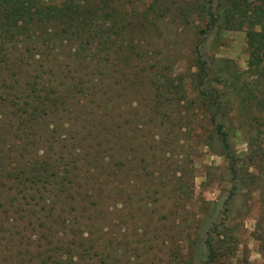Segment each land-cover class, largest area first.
<instances>
[{"label":"rangeland","instance_id":"rangeland-1","mask_svg":"<svg viewBox=\"0 0 264 264\" xmlns=\"http://www.w3.org/2000/svg\"><path fill=\"white\" fill-rule=\"evenodd\" d=\"M225 1L92 0L107 12H126L127 24L113 35L117 45L111 51L124 58L133 50L137 64L152 73L141 80L137 75L147 73L141 66L120 65L128 72L124 82H115L121 94L105 95L103 106L112 125L105 146L115 155L104 162L114 173L106 178L88 161L95 146L87 144L76 175L94 194L81 202L80 212L85 203L98 218L91 212L81 231L61 234L76 243L55 259L70 263L74 257L83 264L89 244L91 252L114 251L125 264H264V113L246 120L237 98L239 88L240 94L252 88L261 95L264 62L251 63L247 23L223 20L230 12L221 11ZM239 1L241 12L248 5L264 8V0ZM97 41L88 47L104 55ZM201 63L205 70L198 76ZM213 112L229 147L214 129ZM99 135L86 143H97ZM96 176L102 184L87 180ZM100 191L105 195L97 212L91 201ZM6 214L0 217V264H54L27 257L47 248L38 241L41 227L33 229L13 211ZM220 234L228 245L212 259L207 240L212 237L216 249Z\"/></svg>","mask_w":264,"mask_h":264},{"label":"trees","instance_id":"trees-1","mask_svg":"<svg viewBox=\"0 0 264 264\" xmlns=\"http://www.w3.org/2000/svg\"><path fill=\"white\" fill-rule=\"evenodd\" d=\"M240 5L239 0H226L220 5L221 11H230L223 20L227 24L233 20L240 25L247 23L251 63L264 62V8L248 5L241 12ZM126 20V12H107L92 0H0V217L13 211L33 229L41 227L38 241L47 248L39 247L28 258H48L54 264H63L62 256L55 259L56 253L62 248L72 252L76 241L60 235L81 231L82 223H86L83 218L95 213L85 203L80 212L81 202L94 194L83 189V179L76 175L77 161L83 159L87 144L95 146V152H87L93 155L88 161L94 162L106 178L114 173L112 164L104 162L115 156L105 146L112 126L110 112L103 107L105 95L121 94L115 82H124L128 72L120 65L134 69L142 65L137 64L138 55L133 50L124 58L111 51L117 45L113 35L122 34ZM96 39L106 49L104 55L89 48ZM68 45L72 48L66 50ZM140 68L147 73L137 76L141 80L150 78V68ZM199 68L201 76L204 64ZM202 82L200 78L199 84ZM238 90L241 116L245 114L250 120L253 114L264 113V91L259 95L252 88L244 94H240L241 88ZM211 119L216 133L229 147L228 133L216 113ZM70 122L72 129L67 133ZM95 133L100 134V140L86 143ZM125 163L123 157L118 161L120 167ZM92 178L87 180L102 184L99 177ZM101 191L91 201L97 212V200L105 195ZM93 217L98 218L96 213ZM218 236L216 249L214 239L207 240L212 259L216 250L228 245L222 234ZM87 244L80 241L81 247ZM90 247L88 244L82 251L86 259L83 264H125L114 251L104 249L94 254ZM64 264L81 263L73 257Z\"/></svg>","mask_w":264,"mask_h":264}]
</instances>
